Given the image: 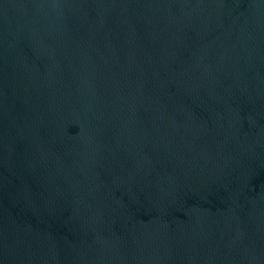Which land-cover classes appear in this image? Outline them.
I'll return each mask as SVG.
<instances>
[{"label": "water", "instance_id": "1", "mask_svg": "<svg viewBox=\"0 0 264 264\" xmlns=\"http://www.w3.org/2000/svg\"><path fill=\"white\" fill-rule=\"evenodd\" d=\"M0 264H264V0H0Z\"/></svg>", "mask_w": 264, "mask_h": 264}]
</instances>
